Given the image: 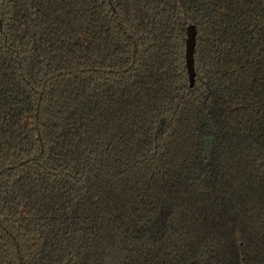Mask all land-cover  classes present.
<instances>
[{
  "label": "trees",
  "instance_id": "16d2710c",
  "mask_svg": "<svg viewBox=\"0 0 264 264\" xmlns=\"http://www.w3.org/2000/svg\"><path fill=\"white\" fill-rule=\"evenodd\" d=\"M0 264H264V0H0Z\"/></svg>",
  "mask_w": 264,
  "mask_h": 264
},
{
  "label": "water",
  "instance_id": "95a60500",
  "mask_svg": "<svg viewBox=\"0 0 264 264\" xmlns=\"http://www.w3.org/2000/svg\"><path fill=\"white\" fill-rule=\"evenodd\" d=\"M197 34H198L197 26L195 24L188 25L186 59H187V68H188L191 86L195 85V78H196L195 49H196Z\"/></svg>",
  "mask_w": 264,
  "mask_h": 264
}]
</instances>
